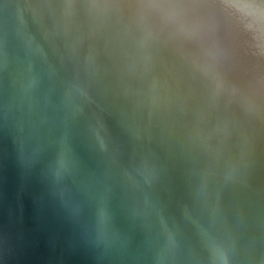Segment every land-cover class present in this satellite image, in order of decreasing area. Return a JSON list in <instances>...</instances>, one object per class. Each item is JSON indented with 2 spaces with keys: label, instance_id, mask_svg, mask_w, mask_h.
<instances>
[{
  "label": "water",
  "instance_id": "water-1",
  "mask_svg": "<svg viewBox=\"0 0 264 264\" xmlns=\"http://www.w3.org/2000/svg\"><path fill=\"white\" fill-rule=\"evenodd\" d=\"M0 264H264V0H0Z\"/></svg>",
  "mask_w": 264,
  "mask_h": 264
}]
</instances>
